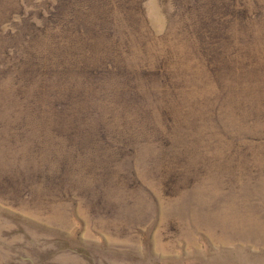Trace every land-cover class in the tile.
<instances>
[{"label":"rangeland","instance_id":"obj_1","mask_svg":"<svg viewBox=\"0 0 264 264\" xmlns=\"http://www.w3.org/2000/svg\"><path fill=\"white\" fill-rule=\"evenodd\" d=\"M33 40L100 136L22 116ZM0 264H264V0H0Z\"/></svg>","mask_w":264,"mask_h":264},{"label":"trees","instance_id":"obj_2","mask_svg":"<svg viewBox=\"0 0 264 264\" xmlns=\"http://www.w3.org/2000/svg\"><path fill=\"white\" fill-rule=\"evenodd\" d=\"M33 42V43H32ZM28 49H25L27 54L26 66H21L20 63L16 64L13 62L12 67H17L23 76L22 86L17 88L16 93L22 97L19 101L22 107L18 106L20 113L23 112V117L34 116V125L38 126L37 131L39 136L45 135V132L50 130V135L53 137H64L78 136L80 138L100 136L101 130H92L94 120H97L95 113H92L91 101L79 96V92L76 90L77 79L80 77L93 76L97 71L93 68L92 70L86 71L82 69L84 61L78 67L81 70L74 68L73 62H68L65 58L67 54L63 52V49L56 50L52 45H45L43 47H37L32 41ZM49 48L50 55L46 56L45 52ZM92 55H97L95 51L91 50ZM73 55V54H72ZM76 74V75H75ZM15 76L18 77L17 74ZM129 85V83H126ZM129 88V87H128ZM101 91L100 88H96ZM123 90V89H122ZM89 93V92H88ZM120 95L117 99L116 108H119L121 112L127 113L131 108L126 107L125 93ZM84 104L86 111L77 110L73 105ZM114 107V106H113ZM115 107L113 109H115ZM85 110V109H84ZM28 124V123H27ZM79 131L70 130V135L63 133L62 128L67 127L70 129L71 126L77 125ZM30 125V124H28ZM103 129V128H100ZM41 134V135H40ZM45 138L44 136H42ZM47 140V139H46ZM45 140V142H46Z\"/></svg>","mask_w":264,"mask_h":264}]
</instances>
